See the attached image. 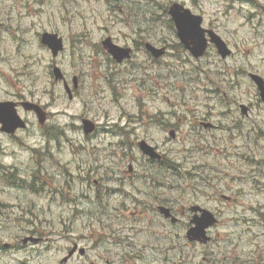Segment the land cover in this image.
<instances>
[{"label":"flooded vegetation","instance_id":"1","mask_svg":"<svg viewBox=\"0 0 264 264\" xmlns=\"http://www.w3.org/2000/svg\"><path fill=\"white\" fill-rule=\"evenodd\" d=\"M25 100L24 97L10 99L8 94L0 91V103L10 101L17 103L21 116V105ZM240 106L238 105L239 109ZM247 107V112L240 111L243 121H238V123L235 118L237 119L239 116L230 118L227 114H232V112L227 111L221 113V115H227L225 123H222L220 119H215V121L210 118L213 115L212 112V114L201 113L202 117H199V120L193 124V128L199 134L200 144L208 143L209 145V140L211 141L210 145L216 152V160L238 158L242 161L244 169L248 167L250 156L252 159L254 158V155H250L249 143L251 114L255 111L264 113V101L256 97V104ZM23 118L30 126L31 122L25 117ZM45 127H42L44 138L48 139L52 132L50 127ZM29 130L28 127L24 132L17 131L14 135H10L3 131L0 121V183L3 187V190L0 191V264L12 263L15 254L21 256L17 259L21 263L37 262L36 258L41 257L42 247H49L51 243L54 252L57 253L58 250L54 244L57 228L53 225L52 219L46 218L51 214L53 207H58V202L51 197L55 191L58 193L57 190L73 189L77 192L78 200H69L71 205L68 206V209L70 211L77 210L79 213L86 211L84 208L91 209L94 205L96 207L101 205L105 193H113L120 197L121 200L114 204V209L120 214L129 213L131 221L125 220L118 227H108L106 232L107 235L128 233L126 239L129 240V245L126 246L115 238L114 241L94 252V258L100 262L150 264V250L154 248L149 236L150 229L161 221L170 227L165 239L162 240H169V237H172L175 242L179 243L173 252L182 254L184 248L190 249L199 245V243L189 242L186 239L191 228L190 222L195 217L192 206H169L166 204L170 190L167 160L158 162L145 158L141 161L144 166L136 165L133 175L123 174L120 164L115 161L113 165L117 168H111L112 173L105 175L101 173L102 170L103 172L105 170V165L102 164V161L104 163L105 160L100 159V152L95 149L90 156L92 161L87 164V169L73 174L78 167L77 164L63 163L60 164L62 168L59 171L54 170V164L58 163L53 158L55 155L49 151V157L43 159L41 150H34L36 152L34 167L25 173L20 163L8 164L7 159L10 156V143L21 141L22 136ZM76 130L83 139L88 138L82 134L81 129ZM174 130L179 132L180 129L175 128ZM252 133L256 134L258 140H264V120L262 125L252 127ZM238 141L241 143L239 144ZM225 145H229V148H225ZM237 150H241L242 153L234 154ZM260 153L264 157V144ZM228 165L230 166L231 163ZM161 170L162 174H160ZM227 170L215 169L210 176L199 175L198 177V179L206 178L216 189L214 210L211 211L217 216V221L210 231V243L218 245L210 253L213 256L210 262L211 264H264V203L258 207H251L253 213L258 216V229L248 230L244 238H235L226 230L232 214L240 208L238 199L243 194H257L264 198V159L258 172L231 176L223 173ZM214 176L219 177L216 180ZM232 182L243 184L245 192L233 191ZM88 186L97 191L98 196L102 195L100 200L93 195L87 196L88 194L84 193V188ZM103 203L105 204V201ZM63 205L64 203L61 204V206ZM164 209L171 213L170 217L165 216ZM174 219L176 222L173 221ZM169 222L174 227L173 229ZM254 230H257L258 233L255 234ZM62 237L68 240V246L62 250L65 255L69 256V253L76 249V252L68 259L69 262L79 255H84L82 258H85L92 251L93 246L83 249L82 241H71L70 237ZM93 237L100 238V235H93ZM82 249L84 250L83 255L80 254Z\"/></svg>","mask_w":264,"mask_h":264},{"label":"rangeland","instance_id":"2","mask_svg":"<svg viewBox=\"0 0 264 264\" xmlns=\"http://www.w3.org/2000/svg\"><path fill=\"white\" fill-rule=\"evenodd\" d=\"M39 1L40 0L17 1L19 8L12 10L11 8L15 5L14 0H0V89L8 92L10 95L24 94L30 96L24 92V90L32 89L37 85L35 98L48 106L50 108L49 111L53 113L48 126H56L60 129V132L64 130L66 136L63 137L62 140L63 144L66 146H61L58 141H49L45 139L44 131L40 129L41 127L37 119L30 118L32 121L30 131L22 136L23 139L21 141L10 143V156L7 162L8 164L20 163V166L23 168L22 170L27 173L34 167V155L36 154L34 150H41L42 158H48V152L51 151L52 154L56 155L57 161L61 163H67V161L72 160V163L78 165L77 169L79 168L78 173H80L87 169V164L92 160L89 154L86 153L87 150L82 151L81 147L76 146H84V148H87L93 144L87 140V142L84 141L82 136L77 132L76 128L81 127L80 118L89 116L97 120L103 128H115L117 126L119 129L124 128L123 130L126 131L132 119L135 118V113L141 109L146 119L150 122V106L143 102L140 104L139 100L143 98L140 92L136 91L133 97L130 96L129 89L132 87V84L124 75L115 73L114 78L119 88H115L113 91L120 96L121 93H123V87H125V98L122 103L127 112H130V115L122 113V110L117 106L113 107L111 111L109 110L108 89L104 87V85L96 84L94 65L86 59L82 48V45L85 43L91 42L92 40L96 41L101 33H105V26H109L110 31L116 36H119L120 31L129 33L132 31V28L128 29L122 25L115 28V25H113V20H115L114 16L109 12L107 5L99 0H71L70 11L72 12V16L69 18H64L62 15L63 7L66 8L65 2L60 4L58 3L59 0H46L47 6H40ZM159 1L160 3H168L170 1L186 3L194 12L204 16L207 26L210 25L216 29L218 28L217 30L220 31L218 32L224 38L240 49L238 57L229 62V65L235 66L236 68H251V70L254 71L262 69L264 65V59L262 58L264 55L254 54L252 56H246L244 52L248 49L252 52L264 50V34H262L264 33V6H255L252 13H256L260 16L253 20H249L247 19L248 11L246 9H251V7L240 5V11H232L231 5L233 2H236V0ZM194 1L196 3H194ZM261 2H263V0H260L259 3ZM133 4H138L132 6L136 8V11L142 18L149 16V11L155 10L151 1L149 3L138 2ZM84 18L94 23V30L100 32L97 36L92 35L90 29L85 30L83 28L80 22ZM144 22L145 21L142 23ZM47 25L49 26L47 32H55V30L60 31L62 33L60 35L63 36L65 42H67V48L70 46L69 50L59 59L58 65L64 72L67 70L71 73H79L83 76L84 84L80 98L76 99L74 102L66 100L60 86H58L55 92V98H52L46 91L48 90L50 81H52L50 74L52 58L50 52L40 46L38 32L43 27H47ZM154 31H157L159 35L167 38V43L169 45H174L171 42V32L169 33L167 27H159ZM120 36L125 35L121 34ZM159 38L160 36L153 37L152 40L158 42ZM172 52L176 54V51L172 50ZM147 65L149 68L155 69L152 63L147 62ZM156 67V70L152 71V77L150 75L132 77L133 81L136 80V82H141L147 86V95L149 97L154 98L152 91H157L160 82H166L168 77L182 75L187 79V83L190 84V91L187 99L192 100L195 97L198 98L196 93L197 89H195L196 85L194 84L198 78V72L193 71L195 66L187 56H169L162 64ZM222 68V66L221 68H213L211 73L220 71ZM103 69H105V66ZM202 72L203 70L201 69L199 73L200 77ZM157 75L160 76L158 79H156ZM218 79L219 82L213 81V77H211L209 81L203 79V85L209 88V86H213L215 82L217 85L219 84V86L215 87L216 89L225 91L232 96L233 99L243 102H247L251 95H254L253 86L248 81H244L245 86L241 88L238 93L232 92V86L238 87L236 73L234 77L228 75L218 77ZM24 85L26 88L20 90V86ZM202 98L205 99L206 97ZM142 137L147 138L145 135ZM150 139L158 146L160 144H162V147L165 146L162 139L157 138V134L154 130H152ZM94 141V145H96V138ZM101 144H103L102 140L99 142V147L100 150H103ZM62 147L63 150H61ZM168 147L173 155L179 158V148L176 146ZM101 154L102 156L99 155L101 160L104 159V156H107L103 152ZM204 160L208 161L209 158H204ZM233 166L238 168L240 164H235L233 162ZM237 168L229 174L236 175L238 172ZM231 185L233 184L231 183ZM84 189V193L88 194L87 196L93 195L99 198L98 200L101 199L102 195L98 196L97 191H94L91 187L88 186ZM186 191L193 192V190L189 189ZM66 192L71 193V195L68 196L73 197L78 195L73 189H68ZM105 195L109 196L110 194L106 193ZM56 200L60 203L63 201L62 197H57ZM115 200H117V197L113 196V194L108 197V202L110 203ZM184 200L186 203L192 202L193 196H191L190 192L185 194ZM195 200L200 201V199L196 198ZM202 202H204V200H202ZM244 202L247 205H251L255 201L254 198H248L245 199ZM65 208L68 207L58 205L55 210H51V214L47 215L46 218L52 219V222H54L56 226L59 224L58 231L62 234L63 225L60 224V218H62L63 222H72L71 228L73 229L66 235L69 237L73 236L74 239L83 238L82 232L78 229L79 217ZM86 209L87 208H84V210ZM92 212H96L95 205L90 210L82 212L81 215L87 216ZM56 217H58V219L54 221ZM89 221L90 219L86 220V225L89 224ZM71 232H73V235ZM83 240L85 239L83 238ZM67 241L68 240L65 241L61 239L56 245L68 243ZM83 244H90V242H83ZM94 252L95 251L91 252L86 258H80L75 264H89L90 260L95 261L96 264H105V262H100L94 258ZM56 259L57 257H41L39 261L32 264H57L56 262H58V260L55 262ZM198 262L197 264H199ZM110 264L120 263L111 261Z\"/></svg>","mask_w":264,"mask_h":264},{"label":"water","instance_id":"3","mask_svg":"<svg viewBox=\"0 0 264 264\" xmlns=\"http://www.w3.org/2000/svg\"><path fill=\"white\" fill-rule=\"evenodd\" d=\"M178 22V21H177Z\"/></svg>","mask_w":264,"mask_h":264}]
</instances>
